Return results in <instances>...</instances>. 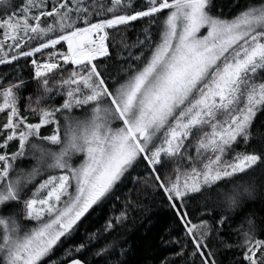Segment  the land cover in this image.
I'll return each instance as SVG.
<instances>
[{
  "label": "snow or ice",
  "instance_id": "6c2138e0",
  "mask_svg": "<svg viewBox=\"0 0 264 264\" xmlns=\"http://www.w3.org/2000/svg\"><path fill=\"white\" fill-rule=\"evenodd\" d=\"M144 260L264 264V0H0V264Z\"/></svg>",
  "mask_w": 264,
  "mask_h": 264
},
{
  "label": "trees",
  "instance_id": "16d2710c",
  "mask_svg": "<svg viewBox=\"0 0 264 264\" xmlns=\"http://www.w3.org/2000/svg\"><path fill=\"white\" fill-rule=\"evenodd\" d=\"M257 207H258V205H257ZM159 215H160L161 222H163L162 213H160ZM100 223H103V220H101ZM139 223H140V221L137 220L136 224L129 223L126 226L127 236L129 238V245L135 246L137 251H139V249L141 247H143V238L146 235L145 229L138 227ZM109 239H111V238H109ZM102 243H103V241H102ZM133 259L135 260V259H137V257H133ZM226 259H228V257H226ZM141 264H151V262L144 260V261H141Z\"/></svg>",
  "mask_w": 264,
  "mask_h": 264
}]
</instances>
